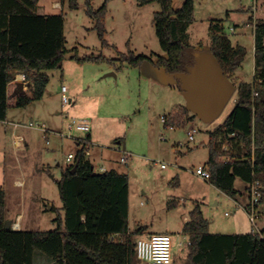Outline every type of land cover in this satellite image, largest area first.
<instances>
[{"label": "rangeland", "instance_id": "374dc122", "mask_svg": "<svg viewBox=\"0 0 264 264\" xmlns=\"http://www.w3.org/2000/svg\"><path fill=\"white\" fill-rule=\"evenodd\" d=\"M52 1L41 0L40 6L47 13L64 14L69 50L62 68L48 73L50 83L46 94L47 98H53L52 108L51 112H41L49 115L54 123L38 122L32 118L30 108L14 109L12 114L18 123H39L59 133L46 136L40 130L23 127L16 135L28 137L30 148H17L11 137L12 128L0 123V187L7 193V219L16 222L21 214L25 231L46 232L57 228L55 220L59 211L62 214L63 203L56 181L62 177L68 155L77 150L74 140L87 135L70 132L69 120L64 116L88 120L95 127L94 141L109 147L105 155L95 149L88 156L95 165V173L115 169L129 176L132 231L138 227L148 228L152 233L168 231L175 240L173 264H185L189 238L182 234L183 215H189L195 205H201L210 233L234 231L225 227L237 222L234 213L239 208L233 199L199 177L196 170L208 162L209 149L202 144L208 143L210 132L234 109L238 85L254 80L253 25L264 19V0H195V22L188 31L192 44L208 51L210 24L225 20V32L233 45L247 49L242 67L228 78L235 86L233 96L208 121L188 103L175 76L147 61L139 66L122 65L119 61L121 54H128L129 50L155 61L158 55H166L154 27V14L161 10L158 3L140 6L137 0H94L95 9L108 2L106 40L109 46L103 47L94 30L95 21L87 15L86 0H78L77 10L70 9L68 2L53 8ZM185 1L174 0V9L180 10ZM239 7L245 11L237 10ZM75 48L80 58L104 56L107 60L78 63L72 59ZM111 60L118 61L111 63ZM63 86L70 89L68 95L73 99L67 106L62 104ZM177 105L187 107L193 119L180 126L166 127L163 117ZM195 129L198 131L195 141L190 142L188 133ZM126 152L132 158L123 164L121 158ZM16 180L26 183L23 191L15 187ZM235 187L245 193L247 183L238 178ZM174 200H179L180 205L169 207ZM177 243L183 245L177 246ZM35 264L50 263L37 253Z\"/></svg>", "mask_w": 264, "mask_h": 264}, {"label": "trees", "instance_id": "16d2710c", "mask_svg": "<svg viewBox=\"0 0 264 264\" xmlns=\"http://www.w3.org/2000/svg\"><path fill=\"white\" fill-rule=\"evenodd\" d=\"M66 2L79 9L78 0ZM140 6L158 3L154 27L165 56L157 60L137 55L132 50L121 54L119 61L139 66L150 62L175 76L181 88L182 77L197 64V56L211 53L227 78L242 67L247 49L233 45L225 32V20L212 21L209 28L210 49L204 51L190 42L189 28L195 22V0H186L180 10L174 0H137ZM40 0H0V122L7 119L11 104L9 85L17 75H24L29 94L15 98L14 107L26 108L41 101L50 83L48 72L61 69L69 50L66 47L65 16L39 15ZM87 15L95 21L103 47L109 46L106 35L108 2L100 9L86 0ZM255 74L252 82H240L236 105L226 120L209 134V159L205 168L208 181L230 198L240 192L237 178L249 186L264 184V19L254 22ZM72 59L78 63H100L104 56L80 58L78 50ZM118 60H111L116 62ZM187 107L177 106L166 116V127L192 121ZM234 136L232 137V135ZM88 135L85 142H89ZM82 145L74 162L62 170L56 181L63 203L64 216L55 220L53 231H25L6 228V190L0 187V264H35L37 253L50 264H141L136 254V238L145 231L129 229V187L127 174L115 170L97 174L87 159L88 145ZM227 145V150L223 146ZM75 170V173H73ZM264 192V190H263ZM264 204V194L261 198ZM175 201L169 207H175ZM52 210H57L52 207ZM189 236L185 264H264V239L258 234H212L201 205L189 213L183 227Z\"/></svg>", "mask_w": 264, "mask_h": 264}, {"label": "built area", "instance_id": "2783aa9c", "mask_svg": "<svg viewBox=\"0 0 264 264\" xmlns=\"http://www.w3.org/2000/svg\"><path fill=\"white\" fill-rule=\"evenodd\" d=\"M57 5H55L56 8ZM16 81H21L24 84L26 83V78L24 75H20L19 78H16ZM68 88L66 86L62 87L61 90V98L63 106H67L72 102L68 95ZM65 119L69 120L68 130L70 132H80L88 134L91 131L90 122L88 120H76L74 118H69L68 115L64 116ZM163 121L166 123V116L163 117ZM15 128L21 127V124H14ZM26 127L31 129H40L45 134L48 133L45 125H41L39 123L30 122L26 124ZM173 128V127H171ZM198 131L195 129L188 133V140L190 142L195 141V135ZM234 134L232 135V137ZM85 142V140H82ZM23 138H19L17 144L19 146L23 145ZM87 143V141L85 142ZM182 147V144H180ZM224 150H227V145L223 146ZM132 158L131 153H124L121 158V162L123 164H128ZM75 159V155L69 154L67 161L71 162ZM165 168V165H162ZM196 174L204 179L205 181H209L211 178L210 171L200 166L196 170ZM264 184L256 181L249 186L248 193V204L244 207L246 211L249 221L253 227L254 234H258L262 239H264V204L261 202V198L264 194ZM236 206L240 208V204L236 203ZM226 215H229L227 213ZM20 225L19 220L12 223V229L18 230V226ZM182 243H177V246H182ZM174 249H175V240L174 237L170 234H159L153 235L151 237H139L136 239V254L137 258L141 264H173L174 260Z\"/></svg>", "mask_w": 264, "mask_h": 264}, {"label": "crops", "instance_id": "0c3cea01", "mask_svg": "<svg viewBox=\"0 0 264 264\" xmlns=\"http://www.w3.org/2000/svg\"><path fill=\"white\" fill-rule=\"evenodd\" d=\"M41 1V0H40ZM94 1V0H93ZM254 1H257V0H254ZM58 3L59 4H61V2L59 1V0H53L52 1V6H53V8L55 7V5H58ZM153 4V3H152ZM62 5V4H61ZM65 5V4H64ZM64 5H62V6H64ZM243 6V5H242ZM237 10H239V11H245V9H244V7H239ZM38 14L39 15H42V16H45V15H57V14H53V13H47L46 12V10L42 7V6H40V2H39V7H38ZM107 15H108V12H107ZM106 22H107V16H106ZM106 27H107V25H106ZM233 32H235L236 30H232ZM107 33H108V30H107ZM253 34H254V26H253ZM193 45H195V44H193ZM239 45V44H238ZM236 46V45H235ZM49 73V72H48ZM19 76L20 75H17V77L16 78H19ZM18 83H21V81H16V79L13 81V82H11L10 83V85H9V102H10V104H11V107L9 108V110H8V113H7V119L5 120V121H2V122H0L3 126H10L11 128H12V132H11V137H12V139H13V143H14V146L15 147H17V148H21V147H27V148H30V144H31V141L28 139V137H23V136H21V135H16V134H18V131H19V129H21V128H28V127H26V125H23V124H21V123H18L17 121V119H16V117L12 114L13 112L12 111H14V109H20V108H16V107H14V103H15V98L17 97H15L14 96V94H15V92H16V90L18 89V86H17V84ZM49 86V85H48ZM48 88V87H47ZM24 91H25V94H29V88H28V85L27 84H24ZM68 92H70V89H69V91ZM47 89H46V92H45V95H44V97H43V99L41 100V101H36V102H34V103H32L31 105H29L28 107H26V108H22V109H32V111H33V113H32V118H36L37 119V121L38 122H45V121H47V122H49L50 124H53L54 123V121H51V119H50V116L48 115V116H45V114L43 115V113L42 112H51V108H52V102H50L51 100H53V98L51 99V98H47ZM60 93H61V91H60ZM72 101H73V99H71ZM177 106H182V105H177ZM176 106V107H177ZM175 108V107H174ZM173 108V109H174ZM172 109V110H173ZM42 111V112H41ZM16 123H18V124H21V127H18V128H15V126H14V124H16ZM47 128V127H46ZM94 128L95 127H92L91 126V131L84 137H82V136H80V137H77L74 141L76 142L75 143V148L77 149L76 150V152H75V150L74 151H72V153H70V154H73V155H76L77 154V152H78V150H80L81 149V147H82V145H79L78 143H77V140H84V139H86L87 138V136L89 135L90 136V138H89V142H87V145H88V152H87V159L91 162V164L93 165V167H94V171H95V165H94V163H93V161L92 160H90L89 158H88V156H90L91 155V153L93 152V150H95V149H99L100 151H101V155H105L104 153H105V151H107V149H109V147L107 146V145H102V144H100V143H97V141H94V133H95V131H94ZM28 129H31V128H28ZM36 130H40V129H36ZM41 132H43L42 130H40ZM47 131H48V133L47 134H45L44 132V135H46V136H48V135H50V133H52V132H54V133H59L58 131H54V129L53 130H51V129H48L47 128ZM19 138H23V140H24V142H23V145L22 146H19L18 144H17V142H18V139ZM94 141V142H93ZM83 142V141H82ZM92 144H93V146H95V148H93V149H91V146H92ZM180 153H182V152H180ZM74 162V160L73 161H71V162H68L67 161V165L65 166V167H63L62 168V170L64 169V168H66L67 166H69V165H71L72 163ZM102 170H106V169H104V168H102ZM111 170H115V169H111ZM111 170H106L105 172H107V171H111ZM116 171V170H115ZM118 172V171H117ZM120 173V172H119ZM122 174V173H121ZM238 179V178H237ZM211 184V183H210ZM235 184H236V182H235ZM14 185H15V187L16 188H18V189H21L22 191L26 188V183H24L23 181H20V180H16L15 182H14ZM212 185V184H211ZM213 186V185H212ZM248 186V185H247ZM214 187V186H213ZM236 188V187H235ZM6 190V189H5ZM218 190V189H217ZM21 191V192H22ZM219 191V190H218ZM239 191V190H238ZM240 192V194L237 196V198L236 199H233V198H230L229 196V198L230 199H233V201L235 202V203H239L240 204V208L234 213V215L236 216V219H237V222L236 223H234V224H232V225H230V226H226L225 228H228L229 230H234V231H229L228 233H212V234H250V233H252L253 232V227H252V225H251V223H250V221H249V218H248V215H247V213H246V211L244 210V207L248 204V193H247V191L245 190V193H242L241 191H239ZM222 193V192H221ZM224 194V193H223ZM227 196V195H226ZM6 200H7V193H6ZM177 204H178V206L180 205V201L179 200H174ZM52 208V207H51ZM61 211H62V208H61ZM59 214L60 215H62V216H64V214H65V212L64 211H62V214L60 213V211H59ZM129 217H130V187H129ZM18 220H19V222H20V227L18 228V230H22V228H23V217H22V215L20 214V215H18ZM189 221V215L186 213L185 215H183V227H184V225H185V223H187ZM183 227H182V234H183ZM224 228V227H223ZM129 229H130V231H132V229L130 228V226H129ZM210 232V231H209ZM159 234H170L171 235V233H169L168 231H165L164 233H152V232H149V229L148 228H146V231L141 235V236H143V237H151V236H153V235H159ZM183 235H185V236H187L188 238H189V236L188 235H186V234H183ZM140 236V237H141Z\"/></svg>", "mask_w": 264, "mask_h": 264}, {"label": "water", "instance_id": "95a60500", "mask_svg": "<svg viewBox=\"0 0 264 264\" xmlns=\"http://www.w3.org/2000/svg\"><path fill=\"white\" fill-rule=\"evenodd\" d=\"M17 86L14 96L25 95L24 83H18ZM181 89L185 92L188 103L205 121L221 112L235 92L234 84L225 76L218 61L209 52L197 56V64L182 77ZM12 223L8 220L6 228L10 229Z\"/></svg>", "mask_w": 264, "mask_h": 264}, {"label": "bare ground", "instance_id": "6f19581e", "mask_svg": "<svg viewBox=\"0 0 264 264\" xmlns=\"http://www.w3.org/2000/svg\"><path fill=\"white\" fill-rule=\"evenodd\" d=\"M18 227H20V225Z\"/></svg>", "mask_w": 264, "mask_h": 264}]
</instances>
